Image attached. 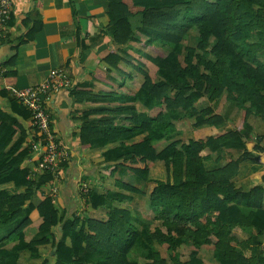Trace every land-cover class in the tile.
I'll use <instances>...</instances> for the list:
<instances>
[{"label":"trees","instance_id":"1","mask_svg":"<svg viewBox=\"0 0 264 264\" xmlns=\"http://www.w3.org/2000/svg\"><path fill=\"white\" fill-rule=\"evenodd\" d=\"M106 1L113 43L126 46L136 42L150 50L155 55L152 61L157 79L153 81L146 65L119 48L110 50L103 59L107 69L97 70L93 79L121 91L127 98L119 100L125 105L85 112L80 118V142L83 148L96 149L145 135L141 142L120 145L113 151L111 174L120 169L129 171L141 184L149 180L151 167L159 164L163 168L164 180L156 183L148 197L153 217L140 229L133 225L127 206L135 195L143 193L117 181L114 186L123 193L88 192L85 196L93 208L105 210L104 222L59 217L48 196L33 205L35 192L52 178L45 174L27 180L23 163L30 156L28 130L19 120L0 113V264H19V253L25 250L37 259L38 247L44 245L54 251L40 264H206L199 256L202 249L212 251L216 264H264L260 241L264 235V187L255 185L243 191L231 182L239 165L254 163L256 155L244 151L237 160L224 158L214 169L204 166L221 148H244L251 114L264 122V63L259 61L264 57V0ZM135 16H140V25L133 32L129 19ZM39 28L40 23H33L18 43L31 40ZM137 31L143 42L136 40ZM191 31L196 34V44L186 46ZM13 64L11 57L2 66ZM119 66L143 77L137 93L108 81L113 71L122 72ZM223 91L241 110V120L234 131L213 135L212 128H221L224 117L213 107L200 111L197 107L202 99L215 102ZM70 94L77 105L107 102L88 85L75 86ZM1 95L8 97L13 114L23 120L30 118L7 91ZM109 99L116 104V99ZM135 102L147 113L138 112ZM89 115L100 118L88 120ZM191 118L194 139L170 141L177 134L173 121ZM116 121L129 125H116ZM14 136L16 142L6 149ZM163 140L170 142L157 152L154 144ZM32 141H39L36 132ZM254 150L264 152V144ZM21 187L24 190L19 192ZM32 211L41 219L39 233L48 234L59 227L60 235L51 233L25 242L33 233L28 218ZM240 232L249 238L238 241ZM183 248L185 260L177 252ZM159 249L167 252L168 259L161 257ZM134 250L139 253H132ZM136 254L144 261H137Z\"/></svg>","mask_w":264,"mask_h":264},{"label":"crops","instance_id":"2","mask_svg":"<svg viewBox=\"0 0 264 264\" xmlns=\"http://www.w3.org/2000/svg\"><path fill=\"white\" fill-rule=\"evenodd\" d=\"M11 1L13 7L7 34L5 38L0 40V113L19 120L22 126L28 130L26 144L30 146V156L24 161L23 167L27 170L26 175H34L32 181L41 175L48 174L37 171L39 170L38 164L42 161V152L33 150V144L38 142L32 141L35 131L31 126L30 118L23 120L12 113L8 97L2 96L1 93L6 91L8 93L10 87L16 89L34 87L42 83L51 71L58 69L63 71L70 81L69 89L50 92L44 100V108L49 114L52 131L56 141L67 148V158L60 165L61 172L58 180H53L50 175L51 181L45 183L35 192L32 199L33 205L36 206L44 197L48 196L52 198L59 211V217L78 216L84 220L90 218L104 222L107 220L105 210L93 208L85 196L88 192L98 195L107 192L112 195L123 193L114 186L115 181L122 182L137 188L143 193L142 196L135 195L133 202H130L127 206L133 215V225L139 229L142 228L153 217L148 208L149 194L156 183L163 180L154 179V175L150 171L149 180L140 184L129 171L120 169L114 174H111V172L114 164L113 160L115 159L113 151L117 150L120 145L137 144L142 141L145 135L139 134L131 140L108 143L103 148H83L79 133L80 118L91 109L125 105L124 100H119L120 98H127L121 91L93 79V74L97 70L105 71L107 69L103 59L110 50L114 47L119 48L131 58L146 65L153 81L157 79L155 78L157 68L152 61L155 55L136 42H129L126 46H115L108 31V3L106 0ZM33 23H40V28L34 32L32 39L18 43L20 39L24 38ZM136 40L144 41L138 31L136 32ZM11 57H14L13 66L3 67L2 64ZM259 61L264 63V57H259ZM119 67L122 72L113 71L108 81L115 84V87L125 88L131 94L137 93L139 86L143 83V77L122 66ZM10 71H13L15 75H9L7 72ZM152 71L155 76L151 75ZM79 85L90 86L93 94L106 99L107 102L75 104L70 91ZM110 97L117 100L115 105L111 103ZM135 107L138 112L147 113V110L139 102H135ZM207 107H213L214 112L225 119V123L221 128H212L213 135H223L237 129L240 123V118L236 117L239 109L227 99L226 91H223L215 102L210 103L207 99L200 100L197 109L200 111ZM221 108L224 109V112ZM98 118L100 116H88V120ZM193 121V118L173 121L177 134L170 141L193 140ZM115 124L129 125L122 121H116ZM177 124H182L184 127L181 129ZM246 125L248 139L244 140V148H238L237 146L236 148H221L214 152L209 160L204 163V166L210 170L216 168L228 156L233 160H237L244 151L255 154L254 163L250 161L242 162L239 165L238 174L231 180L236 188L243 191H248L255 185L264 187V152L259 153L254 150L256 146L264 144L262 140L264 122L259 117L251 114ZM16 140L17 136L12 137L8 141L6 149H9ZM170 141L163 140L155 143V150L157 152L161 151ZM23 190L24 187H21L19 192ZM84 191L87 192L84 193ZM139 199L146 202L145 207L150 214L146 212V216H144L142 212L140 213ZM147 215L150 217H147ZM28 218L32 222L33 233L30 237H25V242L34 239L39 240L42 236H48L51 233L56 237L60 235L59 227L51 232L49 231L48 234L46 232L39 233L38 227L41 219L36 211L30 212ZM150 225L154 227V223H150ZM248 238L249 235L244 232H240L237 236V240L240 242ZM260 241L262 249H264V235L260 238ZM13 245L14 242L9 243V247ZM51 250L50 245L39 246V258L37 259H32L30 253L25 250L19 253L18 263L40 264L43 259L47 258L45 253H53L54 249ZM132 253L139 252L134 250ZM135 259L139 262L144 261V258L138 255Z\"/></svg>","mask_w":264,"mask_h":264},{"label":"built area","instance_id":"3","mask_svg":"<svg viewBox=\"0 0 264 264\" xmlns=\"http://www.w3.org/2000/svg\"><path fill=\"white\" fill-rule=\"evenodd\" d=\"M12 1L0 0V40L5 38L7 27L12 15ZM70 81L61 70H54L49 73L47 78L40 84L16 89L8 88V95L16 100L30 113V122L34 131L38 134L39 141L33 144L35 152H42V161L38 172L48 173L53 180H58L61 172V164L66 161L67 148L60 145L54 136L51 128L50 117L44 108V100L50 92L59 89H69ZM33 174L27 176V180H32ZM87 191H84L86 193Z\"/></svg>","mask_w":264,"mask_h":264},{"label":"rangeland","instance_id":"4","mask_svg":"<svg viewBox=\"0 0 264 264\" xmlns=\"http://www.w3.org/2000/svg\"><path fill=\"white\" fill-rule=\"evenodd\" d=\"M139 21H140V16H135V17H132L131 19H129L131 29L133 30V32H135L136 28L139 27V25H140ZM195 35L196 34L194 31L189 32L188 38L186 39V42H185L186 46H194L196 44L195 43ZM149 65H152V64H149ZM151 75L155 76L153 71L151 72ZM155 78H157V75L155 76ZM221 109L224 112V109L223 108H221ZM236 117H239L241 120V110L240 109L238 110V114L236 115ZM177 125L179 127H181V129L184 127L182 124H177ZM150 171L154 175V179L164 180L163 179L164 174H163L162 168L160 167L159 164L151 167ZM139 201H140V204H139L140 213L142 212L144 214V216H146V212L148 213V210L145 207L146 202H143V199H139ZM148 214H150V213H148ZM147 217H150V216L147 215ZM152 229H154V227H152ZM263 244H264V242H263ZM158 252L160 253L161 257L168 259V254L165 250L159 249ZM177 252L181 253V258H182L181 260H185V258L187 256V252H185V249L184 248L179 249ZM48 254L45 253L46 257H48ZM199 256L201 259H203L206 262V264H216L215 261L213 260V257H212V251H210V250L202 249L201 252L199 253Z\"/></svg>","mask_w":264,"mask_h":264},{"label":"water","instance_id":"5","mask_svg":"<svg viewBox=\"0 0 264 264\" xmlns=\"http://www.w3.org/2000/svg\"><path fill=\"white\" fill-rule=\"evenodd\" d=\"M256 160H258V159L256 158Z\"/></svg>","mask_w":264,"mask_h":264}]
</instances>
